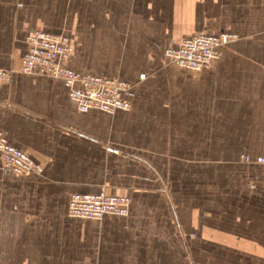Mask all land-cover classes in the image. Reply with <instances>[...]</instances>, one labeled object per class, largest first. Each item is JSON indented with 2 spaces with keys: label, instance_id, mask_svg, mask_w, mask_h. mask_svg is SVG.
<instances>
[{
  "label": "crops",
  "instance_id": "0c3cea01",
  "mask_svg": "<svg viewBox=\"0 0 264 264\" xmlns=\"http://www.w3.org/2000/svg\"><path fill=\"white\" fill-rule=\"evenodd\" d=\"M37 29L69 38L64 66L127 81L130 109L82 112L22 72ZM222 32L200 71L164 54ZM0 69V130L43 167L0 168V264H264V0H0ZM102 191L128 213L69 215Z\"/></svg>",
  "mask_w": 264,
  "mask_h": 264
},
{
  "label": "built area",
  "instance_id": "2783aa9c",
  "mask_svg": "<svg viewBox=\"0 0 264 264\" xmlns=\"http://www.w3.org/2000/svg\"><path fill=\"white\" fill-rule=\"evenodd\" d=\"M236 38V34L225 32L197 34L184 39L177 47L166 48L164 54L170 62L200 71L210 67L218 58L220 49ZM26 41L28 49L21 60V71L61 79L80 111L98 109L112 114L130 109V102L124 98L131 88L127 81L82 74L63 65L73 51L67 36L37 29L28 34ZM10 78V70L0 69V85L8 83ZM258 160L264 162V158ZM0 168L17 175L40 174L43 171L41 163L11 145L1 130ZM130 203L129 197L108 195L103 191L76 193L70 198L68 213L71 217L99 221L107 214L126 215Z\"/></svg>",
  "mask_w": 264,
  "mask_h": 264
},
{
  "label": "rangeland",
  "instance_id": "374dc122",
  "mask_svg": "<svg viewBox=\"0 0 264 264\" xmlns=\"http://www.w3.org/2000/svg\"><path fill=\"white\" fill-rule=\"evenodd\" d=\"M222 33H224V32H222ZM243 159H245V157L243 158ZM213 163H215V164H222V160H216L215 162H213ZM190 236H193V234H191ZM179 239H180V243L183 245L182 247H183V253H182V257L186 260V259H188V252L186 251V240H185V238L184 237H181V236H179Z\"/></svg>",
  "mask_w": 264,
  "mask_h": 264
}]
</instances>
